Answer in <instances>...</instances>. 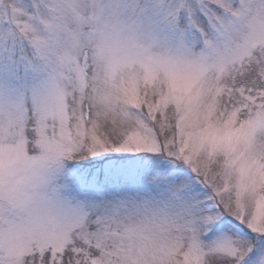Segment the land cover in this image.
<instances>
[{
	"label": "snow or ice",
	"instance_id": "6c2138e0",
	"mask_svg": "<svg viewBox=\"0 0 264 264\" xmlns=\"http://www.w3.org/2000/svg\"><path fill=\"white\" fill-rule=\"evenodd\" d=\"M0 264H264V0H0Z\"/></svg>",
	"mask_w": 264,
	"mask_h": 264
}]
</instances>
